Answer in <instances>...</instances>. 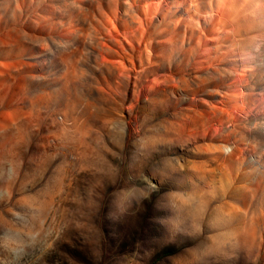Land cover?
Listing matches in <instances>:
<instances>
[{"label": "rangeland", "instance_id": "rangeland-1", "mask_svg": "<svg viewBox=\"0 0 264 264\" xmlns=\"http://www.w3.org/2000/svg\"><path fill=\"white\" fill-rule=\"evenodd\" d=\"M192 2L0 0V264H264V91Z\"/></svg>", "mask_w": 264, "mask_h": 264}, {"label": "bare ground", "instance_id": "bare-ground-1", "mask_svg": "<svg viewBox=\"0 0 264 264\" xmlns=\"http://www.w3.org/2000/svg\"><path fill=\"white\" fill-rule=\"evenodd\" d=\"M192 1H193L192 2L193 5L195 6L194 9L195 11H198L199 9L198 7H203L204 4L209 3L208 5L211 6L212 9L211 11H214L215 13L214 18L217 19V21L219 22L217 24H221L220 26H223V28L225 26L230 25L232 28L230 34L232 33L238 34L240 38L238 39L239 41L236 44H238L243 49H245L248 55L245 58L235 57V61H237L236 64L242 66L243 70L245 71L246 69L252 71L249 74V79L247 80L248 83L247 86L251 89L254 90L259 89L261 90V92H263L264 91V0H192ZM231 39H229V41H231ZM259 41L262 42L258 43ZM235 56H239V54H236ZM254 62L258 63V68L256 69L253 68ZM243 70L241 72V75L242 74L246 75L245 71ZM234 94H238L237 90ZM235 101H239V99ZM261 118L264 119V117ZM257 122L256 124H254V127H252L253 129L250 133V138H249L250 140L247 139L249 141L247 140L246 141L249 143H254V145L260 146V145H264V121L258 123Z\"/></svg>", "mask_w": 264, "mask_h": 264}]
</instances>
